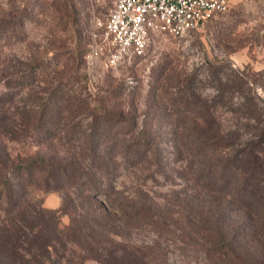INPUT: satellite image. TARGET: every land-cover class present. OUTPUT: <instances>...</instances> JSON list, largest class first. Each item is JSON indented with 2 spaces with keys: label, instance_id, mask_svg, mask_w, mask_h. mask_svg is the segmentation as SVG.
Returning <instances> with one entry per match:
<instances>
[{
  "label": "rangeland",
  "instance_id": "1",
  "mask_svg": "<svg viewBox=\"0 0 264 264\" xmlns=\"http://www.w3.org/2000/svg\"><path fill=\"white\" fill-rule=\"evenodd\" d=\"M115 1L0 0V123L9 131L0 142L18 160H76L83 179L99 178L90 197L64 176L38 192L44 207L69 200L77 214L91 215V196L108 203L120 233L109 245L120 254L138 247L153 264H221L181 242V207L200 181L183 144L211 130L240 129L245 139L246 123L262 125L264 0H231L199 28L156 34L145 56L106 67L90 53ZM98 143L117 144L104 157L110 173L94 158ZM70 222L64 215L62 226ZM61 255L59 264H97L74 245Z\"/></svg>",
  "mask_w": 264,
  "mask_h": 264
},
{
  "label": "trees",
  "instance_id": "2",
  "mask_svg": "<svg viewBox=\"0 0 264 264\" xmlns=\"http://www.w3.org/2000/svg\"><path fill=\"white\" fill-rule=\"evenodd\" d=\"M202 117L196 114V120ZM260 120L261 126L246 123L250 129L240 133L245 139H238L240 129L226 133L211 130L207 138L200 135L183 144L200 162L197 177L202 182L195 180L196 195L189 196L181 207V242L210 253L221 264H264V115ZM8 132L0 123V135L8 136ZM116 147V143L106 147L98 143L94 151L95 160L108 173L104 157L117 155ZM222 147L228 148L225 155L216 152ZM138 152L132 160L139 157ZM124 158L128 159L127 155ZM83 173L76 160H18L8 144L0 142V264H59L58 257H66L61 255L62 250L72 245L81 250L79 258L97 264L155 262L150 252L138 247L124 254L110 247L112 237L120 234L111 222L116 214L108 203L104 205L94 196L91 215L77 214L69 200L59 209L44 207L39 192H47L63 176L68 185L86 188L90 197L102 183L99 178L96 182L83 179ZM66 214L71 215V222L64 227L62 218ZM73 260L66 258L68 263Z\"/></svg>",
  "mask_w": 264,
  "mask_h": 264
},
{
  "label": "built area",
  "instance_id": "3",
  "mask_svg": "<svg viewBox=\"0 0 264 264\" xmlns=\"http://www.w3.org/2000/svg\"><path fill=\"white\" fill-rule=\"evenodd\" d=\"M231 0H116L101 22V37L91 56L106 67H117L128 59L143 57L154 35H181L199 28L217 13L226 12Z\"/></svg>",
  "mask_w": 264,
  "mask_h": 264
}]
</instances>
